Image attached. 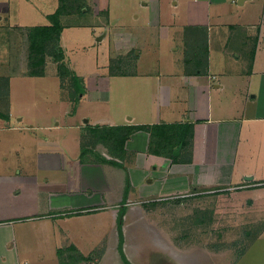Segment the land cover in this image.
<instances>
[{
    "label": "rangeland",
    "instance_id": "rangeland-1",
    "mask_svg": "<svg viewBox=\"0 0 264 264\" xmlns=\"http://www.w3.org/2000/svg\"><path fill=\"white\" fill-rule=\"evenodd\" d=\"M72 2L80 5L81 12L61 17V46L66 63L90 91L83 98L80 93L78 101L73 99V87L63 85V91L58 65L52 58H47L44 76L27 75L26 30L48 25L61 1L0 0V111L13 115V126H28L32 120L65 127L89 117L92 124L95 115L105 114L124 98L123 89L114 84L122 79L109 76L113 59L125 58L131 65L128 72L149 74L154 80L158 76L163 83L176 80L174 76L185 65L187 27L208 29L209 64L219 80L231 72L246 74L251 68L246 51L252 45L247 37L254 36L257 28H262L264 35V0L244 5L240 0ZM261 42L264 44V39ZM225 79L233 84L232 97L236 88L246 85V79L239 76ZM116 90H120L119 95ZM69 94L71 97L64 100ZM74 133L63 130L61 136L69 138ZM4 139L0 160H15L13 148L19 138L14 136L6 146ZM251 197L253 206L240 204L238 209L235 203H246L245 199L233 197L231 202L224 196L211 199L210 208L197 201L184 206L165 202L155 208L132 206L126 220L124 217V254L131 264H264V194L257 192ZM210 209L215 212L211 223L197 225L196 218ZM110 215L97 216L100 224L85 218L75 223L76 229L68 236H73L76 247L68 244L69 238L60 237L59 231L42 232L30 224L17 225L7 233L0 230V264H64L68 251L75 261L83 260L81 264H124L116 223ZM5 247L17 256L10 257Z\"/></svg>",
    "mask_w": 264,
    "mask_h": 264
},
{
    "label": "crops",
    "instance_id": "crops-1",
    "mask_svg": "<svg viewBox=\"0 0 264 264\" xmlns=\"http://www.w3.org/2000/svg\"><path fill=\"white\" fill-rule=\"evenodd\" d=\"M248 39V57L255 48L252 67L246 74H226L223 80L210 64L200 74L186 73L184 65L176 80L163 83L158 76L154 80L149 74L128 72V62L126 76L109 73L122 79L114 84L123 89V100L95 115L92 124L89 117L65 127L32 120L21 127L11 125V113L8 119L0 118V142L4 137L6 146L14 136L19 138L13 148L16 159L0 160V230L7 233L30 224L42 232L59 231L76 247L68 236L75 223L85 218L100 224L96 217L111 212L117 229L122 208L129 212L132 206L150 207L154 202L184 206L190 201L210 208L211 199L221 196L231 202L233 197L245 199L235 203L237 209L240 204L253 206L251 195L264 194L263 29ZM235 76L245 78L246 85L236 88L232 97L233 84L225 78ZM84 89L81 98L90 92ZM135 127L159 128L155 152L145 130H135L115 147L113 131L126 135ZM63 130L75 136L62 137ZM6 248L10 257L17 256Z\"/></svg>",
    "mask_w": 264,
    "mask_h": 264
},
{
    "label": "trees",
    "instance_id": "trees-1",
    "mask_svg": "<svg viewBox=\"0 0 264 264\" xmlns=\"http://www.w3.org/2000/svg\"><path fill=\"white\" fill-rule=\"evenodd\" d=\"M60 7L57 12L50 16V23L45 26L32 27L26 30V40L28 43V73L30 77H42L45 75L46 61L47 58H52L58 65V73L61 79L62 87L68 84L73 87V99L78 101L80 93H84L83 79L75 75L74 71L70 69L66 63L65 51L61 46V37L63 33V26L61 25V17L66 13L77 11L80 9V5L77 2L74 4L73 0H60ZM72 2V3H71ZM68 6H67V5ZM71 4V8L69 5ZM67 6V8H66ZM258 38L254 39V44H256ZM184 44H185V59L184 63L186 66V73L188 74H200L204 73L208 69L209 64V47H208V30L201 26H191L187 27L184 32ZM256 46V45H255ZM255 56V48L251 52L249 61L250 66L253 65V60ZM125 58L113 59L111 60L110 75L111 76H126L128 73L125 71V66L127 62L124 61ZM116 66V67H115ZM1 87V86H0ZM3 88V87H2ZM1 88V89H2ZM7 89V85L4 86ZM1 94V92H0ZM0 118L8 119V115L0 111ZM135 130H145L151 134L150 151L155 152V144H157V139L161 137L160 130L158 127H135L131 128L128 134L122 135L119 130L113 131L112 140L116 143L115 147L123 145L129 136ZM128 191L124 195V201L127 199ZM161 203L154 202L150 203V207H158ZM203 215L196 218L197 225H205L206 222L211 223V216L215 214L214 210L210 209L207 211H202ZM127 208H122L119 211L117 217V232L119 238V252L124 264H131L126 258L123 245L124 239V217L126 216ZM210 217V219L208 217ZM75 253L77 252L74 250ZM69 258V260H68ZM67 260L63 262L64 264H81L83 260L79 263L74 260V256L71 251L67 253Z\"/></svg>",
    "mask_w": 264,
    "mask_h": 264
}]
</instances>
